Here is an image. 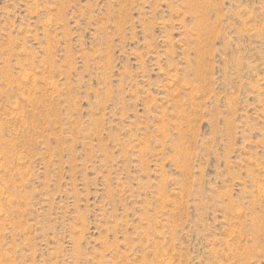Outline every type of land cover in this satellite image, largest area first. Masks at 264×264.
<instances>
[{"label": "rangeland", "instance_id": "1", "mask_svg": "<svg viewBox=\"0 0 264 264\" xmlns=\"http://www.w3.org/2000/svg\"><path fill=\"white\" fill-rule=\"evenodd\" d=\"M0 264H264V0H0Z\"/></svg>", "mask_w": 264, "mask_h": 264}]
</instances>
